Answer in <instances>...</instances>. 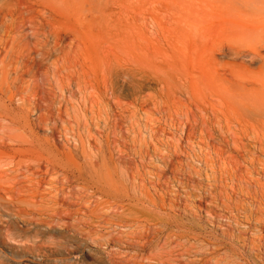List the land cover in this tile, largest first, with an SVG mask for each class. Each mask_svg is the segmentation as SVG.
Wrapping results in <instances>:
<instances>
[{
  "label": "rangeland",
  "instance_id": "rangeland-1",
  "mask_svg": "<svg viewBox=\"0 0 264 264\" xmlns=\"http://www.w3.org/2000/svg\"><path fill=\"white\" fill-rule=\"evenodd\" d=\"M35 2L28 43L47 56L37 76L25 56L11 107L46 96L55 120L0 129L19 149L13 170L0 159V264H200L237 227L215 185L264 137V0H65L64 15L51 0L52 16ZM16 175L46 182L14 192ZM47 189L89 214L84 233L26 222Z\"/></svg>",
  "mask_w": 264,
  "mask_h": 264
},
{
  "label": "bare ground",
  "instance_id": "bare-ground-1",
  "mask_svg": "<svg viewBox=\"0 0 264 264\" xmlns=\"http://www.w3.org/2000/svg\"><path fill=\"white\" fill-rule=\"evenodd\" d=\"M43 1L45 2V10L47 9L46 5L50 4L48 7H50L49 15H51L52 10L56 8L50 2L51 0ZM58 3L60 4L58 13L64 15L65 0H58ZM40 12H44V10L38 9L35 0H0V129L17 130L22 127L32 129L39 125H49L55 120V112L46 96H41L33 106L29 105V101L23 99L21 103L19 102L18 109L11 107V102L23 88L20 81L24 75L22 72L25 71V56L33 61V66L36 68L35 75L42 74L41 65L47 56V51L43 50L42 52L36 47H29L28 43L29 38L40 43L37 23ZM38 42H36V46L39 44ZM62 50L63 64L61 67L63 68L66 56L65 46ZM258 52L256 50L255 54L262 57ZM34 68L31 67L32 70H35ZM35 87L39 92L42 86L37 82ZM258 107L256 109L258 110L257 114L264 122V97L258 102ZM251 111L252 109L248 112ZM58 112L60 119L64 120L67 113L65 98L60 100ZM225 116L227 117V115ZM227 120L229 121V119ZM253 139L255 144H250L252 148L248 152L256 157L245 161L244 165L242 162L236 163L229 175L223 178L220 184H216L214 189L216 199L219 192L223 194L224 209L218 213V216L231 220L237 227L233 228V226L228 225L221 233L217 229L218 236L211 243L212 250L207 258L200 259V264H264V137L258 133V136ZM11 142V138L0 135V159L9 160L3 165L8 171L13 170L11 166L13 161L10 159L19 150L10 144ZM27 182L42 184L46 181L44 178L37 179L33 176L21 177L16 175L13 176L15 189L12 188V191H29L24 186ZM34 189L33 186L31 190L34 191ZM41 195L44 203L47 204V207L43 209L45 212L38 211L39 217H37L35 212L23 210V215L28 216L26 222L31 224L36 222L33 226L36 233L45 234L44 232L51 230L56 224L63 225L66 229L71 228L75 235L84 233L85 229L82 225L87 222L85 216L89 217V214L85 213L84 216H80L77 210L71 208L76 205L74 201H70L71 194L67 200L60 198L58 192L52 193L49 189L42 191ZM72 217L81 225L67 221Z\"/></svg>",
  "mask_w": 264,
  "mask_h": 264
}]
</instances>
